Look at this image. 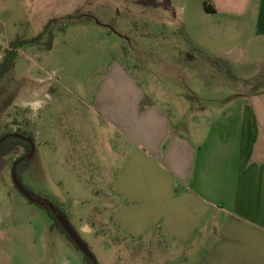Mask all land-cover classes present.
<instances>
[{"label": "rangeland", "instance_id": "374dc122", "mask_svg": "<svg viewBox=\"0 0 264 264\" xmlns=\"http://www.w3.org/2000/svg\"><path fill=\"white\" fill-rule=\"evenodd\" d=\"M210 2L0 0V65L13 43L42 35L18 50L0 81V136L33 139L23 184L66 215L99 264H188L178 245L158 235L135 241L114 225L118 203L109 194L123 139L98 114L96 97L115 85L119 67L147 94L142 106L169 108L176 124L204 116L205 98L251 94L208 58L242 81L264 75V39L251 26L257 15L209 13ZM25 155L21 148L0 157V264H88L47 209L16 189L13 167ZM88 226L91 234L82 231Z\"/></svg>", "mask_w": 264, "mask_h": 264}, {"label": "crops", "instance_id": "0c3cea01", "mask_svg": "<svg viewBox=\"0 0 264 264\" xmlns=\"http://www.w3.org/2000/svg\"><path fill=\"white\" fill-rule=\"evenodd\" d=\"M207 6L227 17L257 15L253 35L264 39V0ZM113 78L96 110L123 139L109 194L119 232L135 241L158 235L188 264H264V95L205 98L204 116L176 124L169 108L142 106L147 94L123 68Z\"/></svg>", "mask_w": 264, "mask_h": 264}, {"label": "trees", "instance_id": "16d2710c", "mask_svg": "<svg viewBox=\"0 0 264 264\" xmlns=\"http://www.w3.org/2000/svg\"><path fill=\"white\" fill-rule=\"evenodd\" d=\"M206 11L209 12V13H215L214 9H210L207 5H206ZM72 18L73 17L70 16L67 19L71 20ZM52 24L53 23L49 24L46 27V30L48 28H50L52 26ZM41 37H42V35L39 36L38 38H36V40L30 41V42H28V41H17V42L12 44V47L9 50H7V53H6L5 57H4V60H3V62L0 65V81L2 79H4L5 76L12 70V68H13V66H14V64H15L18 56H19L18 50L22 46L26 45L27 43H33L35 41L37 42L38 40L41 39ZM208 61L214 67L219 68L220 71H222L227 78L231 79V82L234 85H237V86L243 85L246 88L247 87H251V89L253 87L252 91L250 92L251 94L253 93V94L257 95V94L261 93L262 90H264V77H263L264 75L263 74L256 80L242 81L241 79L237 78L233 74V72L230 70V68L227 65L221 63L219 60L211 57L210 59L208 58ZM247 94L251 95L249 93H247ZM259 95H261V94H259ZM262 95H264V94H262ZM4 138H5L4 142L0 145V157L10 156L15 151H17L18 149H21V148H23V149H25L27 151V155L23 156L22 158H20L18 160V162H17V170H16L18 178H19L20 182L23 184L22 175L29 170L30 165L32 163L28 159V155L31 153V149L32 148H31V145L25 139L27 138V139H30L32 141H33V139L30 136H28V134L26 132H19V133H16V134H5V135H2V136H0V141L2 139H4ZM23 186L25 187L24 184H23ZM26 189L29 191V193L32 195V197L34 199L42 200L39 196L33 194L28 188H26ZM44 207L47 209L49 215L54 220L55 228L58 229L59 231H61L62 233H64L69 238V240L75 245V243L72 241V239L69 237V235L65 232L63 227L58 222L56 215H54L53 212L47 206H44ZM63 215L66 217V215L64 213H63ZM66 219H67V217H66ZM77 249H78V247H77ZM85 259H86L88 264H99L97 259H96L95 262L91 261L86 256H85Z\"/></svg>", "mask_w": 264, "mask_h": 264}, {"label": "water", "instance_id": "95a60500", "mask_svg": "<svg viewBox=\"0 0 264 264\" xmlns=\"http://www.w3.org/2000/svg\"><path fill=\"white\" fill-rule=\"evenodd\" d=\"M25 139V138H24ZM5 138L0 141V145L4 142ZM31 143V154L29 155V158L32 157V155L35 152V145L34 142L28 139H25ZM17 164L13 167V182L15 184V187L17 190L30 202L38 204L40 206H47L54 215H56L58 222L63 227L65 232L69 235V237L72 239V241L75 243V245L78 247V249L91 261L95 262L96 257L92 253L90 247L88 244L81 238V236L78 234V232L74 229V227L71 225V223L66 219V217L61 213L52 203L46 201V200H39L34 199L32 195L29 193V191L23 186V184L20 182L17 171H16Z\"/></svg>", "mask_w": 264, "mask_h": 264}, {"label": "flooded vegetation", "instance_id": "af4514ba", "mask_svg": "<svg viewBox=\"0 0 264 264\" xmlns=\"http://www.w3.org/2000/svg\"><path fill=\"white\" fill-rule=\"evenodd\" d=\"M27 139V138H26ZM28 140H30V139H28ZM32 141V140H31ZM30 145H31V143L29 142V141H27ZM32 148V147H31ZM18 162V161H17ZM17 162L15 163V164H17ZM17 189V188H16Z\"/></svg>", "mask_w": 264, "mask_h": 264}]
</instances>
